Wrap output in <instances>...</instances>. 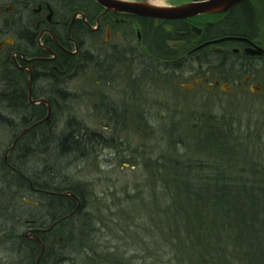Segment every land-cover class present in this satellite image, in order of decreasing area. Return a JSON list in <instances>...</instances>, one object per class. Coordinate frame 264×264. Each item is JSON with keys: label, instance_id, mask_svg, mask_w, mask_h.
Instances as JSON below:
<instances>
[{"label": "rangeland", "instance_id": "1", "mask_svg": "<svg viewBox=\"0 0 264 264\" xmlns=\"http://www.w3.org/2000/svg\"><path fill=\"white\" fill-rule=\"evenodd\" d=\"M13 2L14 0H0V9L3 11V8L13 5ZM22 7L29 14L28 17L24 16V24L32 23L33 27L35 18L34 9H31L33 5L29 6L28 3L26 7L23 5ZM36 7L34 5L35 9ZM9 17L8 13L0 17V27ZM15 29L18 32L22 29L19 22ZM124 29L126 28L123 27L122 30ZM103 40L108 44L103 45L101 42ZM120 41L118 35L107 33L106 29L102 31L101 40H95L93 43L95 45H92L96 47L93 53L99 60L108 61V64L104 65L103 69L97 68V65L92 68L93 62L90 61L84 63V68L79 69L77 73H69L66 80L72 76L73 78L68 82L65 80L64 83H59L58 86L66 96L56 99L57 104L50 112L53 120L52 136L56 139L66 121L74 119L100 134L98 146L94 150L90 149L84 158L73 155L61 156L57 149L50 148L48 152L25 156L23 162L30 168H44L42 170L49 173V176H44L45 180L54 183L58 188H63L64 184H71L70 186L77 184L79 193L86 196V207L82 209L86 215L81 216L82 221L92 217L96 219H93L96 240L92 239L90 243L95 249L96 244L103 239L104 246H108L107 249L117 252L113 257L120 258L123 263L129 260L134 264H160L166 261L175 264L176 253L185 258L192 256L191 244L184 242L185 236L179 241L178 237L181 235L179 234L176 240L180 243L177 244V251L163 248L161 254L160 245L164 235L167 236L162 227L171 226L172 219L171 216L162 213L166 210L163 205L165 202L161 198L157 202L154 201L152 191L159 189L156 183L150 184L153 180L147 179L148 168L145 167V162L169 152L174 153L177 148H183L179 144L174 145L172 138L178 134L186 135L190 131L194 114L202 116L208 113H211V116L227 114L233 118L231 111L237 110L240 112L236 117L242 116L244 122L248 117L249 122H252L248 124L249 130H246V126L243 130L249 134H257L258 123L264 120V96L258 94L254 97L249 90L245 93L240 92L237 84H231L233 90H227L229 93L212 89L209 85L202 86L200 82H196V77L188 68L182 70V77L177 78L175 75L165 77L163 69H168L169 66L148 57L144 42L143 46L137 45L136 49L129 53L125 42L120 44ZM122 46L126 50H123ZM112 49H118L117 53ZM134 54L138 57L131 59ZM112 61L117 65L114 66L116 71L108 70ZM142 70H145L146 74H141ZM157 70L162 73L156 72ZM121 72H126L130 78L120 80ZM235 72L233 69L205 72L203 78L208 81L220 78V81H223L225 79L222 77L231 76L233 80L237 77ZM48 79L33 82L35 94L45 97L49 95ZM0 113L10 117L13 122L18 120V117L1 103ZM237 120L239 125L241 120ZM201 121L202 119L198 117L197 122ZM14 136L12 130L7 131L0 125V164L1 161L3 163L7 161L2 160L4 155L6 158L8 155L5 154V148ZM260 139L263 140L264 137ZM183 152L180 151L179 155L180 159L184 160L189 153ZM51 168H56L59 172L50 174L53 172L49 171ZM6 174L8 173L4 172L3 175ZM3 183L0 181V201L8 208H12L13 204H16L14 199L16 190ZM30 206L32 210H36L33 208L36 206L31 204ZM165 217L168 218L167 222L164 220ZM23 221L24 224L22 223L20 227L12 211L0 209V223L6 222L14 226L19 224L20 231L24 235L30 234L32 238L31 234L36 230L29 228L28 220ZM103 226L107 228L103 229ZM110 228L111 231H108ZM50 229L52 228L46 229L42 234ZM161 230L164 233L162 236L158 233ZM64 231L58 234V240L61 242L65 239L67 229ZM30 237L26 238L31 239ZM172 246L175 247V242ZM59 251L64 255L68 253L75 255L68 246L61 247ZM18 259L17 253L11 248V242L0 237V262L16 264ZM69 259L64 264H76L79 260V264L83 263L80 257L75 259L76 261ZM231 259L232 257H228L226 260Z\"/></svg>", "mask_w": 264, "mask_h": 264}, {"label": "trees", "instance_id": "2", "mask_svg": "<svg viewBox=\"0 0 264 264\" xmlns=\"http://www.w3.org/2000/svg\"><path fill=\"white\" fill-rule=\"evenodd\" d=\"M170 39L172 37L169 34L162 37L150 34L143 39L146 55L158 62L174 64L178 56L167 52V49H171L166 45ZM28 40L36 49L35 39ZM82 55H85L82 58L86 59L84 62H90V56L85 50ZM202 60V56H194L195 64L191 71L196 78H203L204 73L197 67V63ZM163 70L165 77L171 75V70ZM18 77L19 79L13 78L2 69L1 78L4 83L0 90V103L5 102L4 108L18 117L13 122L10 117L0 113L2 128L12 130L13 136L15 135L7 145L16 139L26 123L28 126L41 120L45 111L43 104L32 105L26 99V86L22 85L25 74ZM231 113L233 118L227 114H194L190 131L186 135L178 134L172 138L174 145L179 144L183 148L145 162V167L148 168L147 179L153 180L150 184L156 183L159 189L152 191L154 201L161 198L166 209L162 212L163 215H169L172 219L171 226L162 227L167 236L164 235L160 245L161 254L163 248L177 251V244L180 245L176 241L179 234V241L185 236L184 242L191 244L192 256L185 258L176 253L175 264H264V139H260L264 137V120L258 123L257 132L260 134H249L243 127L246 126V130H249L248 124L252 122L249 119L244 122L239 116L236 117L235 112ZM198 117L202 119L201 122H197ZM237 119L241 120V127ZM48 123L49 120H45L36 129L43 128ZM65 130L67 133L59 135L54 142V148L61 156L84 158L90 150L87 148L88 141L96 140L100 143V134L81 121L68 119ZM34 132L35 128L20 137L7 156L6 162L16 172H9L4 163L0 164V169L5 170L0 172V181L16 190V204L8 208L0 201V209L12 211L20 227L23 220L40 223L43 229L56 220H62L45 234L38 235L40 242L34 238L27 239L20 231L19 224L14 226L6 222L0 223V237L11 242V248L19 258L16 264H35L41 244L45 249L38 264H64L69 258L75 260L78 257L83 260L82 264H134L129 260L123 263L120 258H114L117 252L107 249L103 239L96 244V249L90 244L92 239L96 240L97 235L93 228L95 218L82 221L81 216L86 215L82 211L86 207V196L79 193L77 184H64L63 188H58L54 183L45 180L42 170L44 168L26 166L23 162L25 157L18 154L15 147L22 140L31 142ZM37 142V137L32 140L34 144H38ZM180 151L189 153L184 160L180 159ZM4 172L8 174L3 175ZM40 184L43 189L56 193L33 200L29 193L32 187ZM25 199L36 202V207H33L36 210H32ZM164 220L167 222L168 218L165 217ZM65 229L66 240L61 242L58 234L64 233ZM158 233L161 236L164 234L162 230ZM174 242L175 247L172 246ZM63 246L71 248L75 255L60 253L59 249ZM228 257L232 259L226 260ZM79 263L80 260L76 261V264ZM167 263L170 264L169 261L160 264Z\"/></svg>", "mask_w": 264, "mask_h": 264}, {"label": "flooded vegetation", "instance_id": "3", "mask_svg": "<svg viewBox=\"0 0 264 264\" xmlns=\"http://www.w3.org/2000/svg\"><path fill=\"white\" fill-rule=\"evenodd\" d=\"M199 1L208 2L206 12L176 19L154 18L156 22H166L169 35L174 34V41L169 40L167 44L181 58L176 63L190 69L194 66V56L202 55L203 63H197L199 70L209 73L233 69L239 74V80L233 84H237L240 92L249 90L254 97L258 94L264 96V0H164L165 3L160 6L174 7ZM22 5L24 1L20 0L16 6L3 8V11L0 9V17L4 13L11 15L5 19L11 32L4 31L10 41L0 48V71L3 69L1 57L4 53L3 60L28 73L31 70L38 77L41 74L46 79L53 76L57 83L62 82L57 80L68 76L71 64L75 68L81 61L83 44L89 46L90 42L94 43L103 30L110 29V25L125 23L130 26L140 22L141 18H150L126 13H100L101 6L95 0H43L35 4L36 9L31 7L35 16L31 27L32 23L24 24L14 15L17 10H22ZM18 22L22 27L20 32L14 26ZM29 38L35 39L36 49L30 45ZM138 45L143 46L142 38ZM38 65L42 66L39 70ZM200 83L224 93L233 90L231 84L224 89V82L218 80L200 78ZM4 164L9 172L17 171L7 162ZM29 228L39 229L34 232L36 235L45 231L35 221ZM24 236L30 237V234Z\"/></svg>", "mask_w": 264, "mask_h": 264}, {"label": "bare ground", "instance_id": "4", "mask_svg": "<svg viewBox=\"0 0 264 264\" xmlns=\"http://www.w3.org/2000/svg\"><path fill=\"white\" fill-rule=\"evenodd\" d=\"M39 1L42 2L43 0H26V2L24 3V6L26 7V4L28 5V3H29V6H31V5L34 6ZM123 1H127V0H123ZM129 2L146 3V5H149L151 7H157V6H160L161 4L165 3L164 0H144V1H132V0H129ZM18 3H20V0H14L13 5H11V6H14V5L16 6V5H18ZM99 12L100 13H104V9H103L102 6L99 8ZM105 13L125 14V13H121V12H117V11H113V10H107ZM126 14H133V13H126ZM14 15H17V17L20 20H24L25 19L24 16L26 15L28 17L29 14L22 9V10H17ZM133 15L134 16L135 15L136 16H141V17H149V16H142V15H137V14H133ZM8 17H9V13H8ZM141 19L142 20L140 22H138V23H133V24L131 23V25H134V27L131 26V25L130 26L126 25L125 23H119V24L110 25V29H106V32L107 33L109 32V33H111L113 35H118L119 39L121 40L120 44L125 42L124 43L125 47L129 48V50H128L129 53H132L134 51V49H136V47L138 45V42L140 41L141 38L142 39H146L148 36H150V34L159 35L160 37H162L164 34H166V36H167V34H169L168 29L166 27V25H167L166 22H160V21L156 22L154 17H150L149 19L148 18H141ZM157 19H164V18H157ZM2 25L0 27V48H2L5 44H7L10 41L9 38L5 37L4 31L8 30L9 32H11L9 30L10 26H8L6 24L5 20L2 22ZM14 26L17 27L18 23L15 24ZM123 27H125L126 29L122 30ZM170 37H172V39H170V42L174 41L175 37H174L173 33H171ZM96 40L100 41L101 40V35H99ZM101 42H102L103 45L108 44V43H105V40H103ZM134 42H135V45H133ZM120 44H116V45L119 46ZM92 45H95V44L92 43V44H89V46L83 44L82 50L83 51L85 50L86 54L90 56V61L93 62L92 66H91L92 68L95 65H97V68L103 69V66L108 64V61L99 60L97 58V56H95V54L93 53L94 52L93 49H96V47L92 46ZM166 45H168V44L166 43ZM117 50L118 49H112L113 52H116ZM123 50H126V48L123 47ZM167 52H170V54L177 55L178 56L177 59H181L180 56L174 50L167 49ZM138 55L142 56L140 53H138ZM136 56H137V54H136ZM136 56H135V54L132 55L131 59H135V58L138 57V56L137 57ZM196 56L198 57V56H202V55H196ZM3 57H4V53L2 54V57H1L2 58V63H3L2 65H3V72L4 73H6V74L8 73L9 76H13V78H15V79L16 78L19 79L18 75H22L23 73L25 74V79L22 81V85L26 86V91H27L25 93L26 99L32 105L43 104L45 106V111L43 112V116H42L41 120H38V121L28 125V126L26 125L27 124L26 123L25 124L26 127L24 125V128H22L21 132H19L17 134V140L15 139L16 140L15 144H16V142L20 139V137H22L25 133H27L28 131H30V130L35 128V132H34L32 138L33 139L36 138V137L39 138V142H37L38 144L32 143L33 139L31 140V142L28 141V140H26V141L22 140V141H19V143H18L19 145H17L15 147V151L18 154H20V155H22L24 157L25 156L28 157V156H31V155H35L36 153H44L45 151L48 152V151H50V148H54V142L56 140V138L54 136H52L53 130L51 129V127H52L51 123H53V120H52V118L50 116L51 108L53 106H55V104H57V100L62 99V98H64L66 96L65 93L63 92V90L60 89L58 86H59V83H64L63 81L68 79V77L66 76L64 79L60 80L62 82L57 83L56 80L53 78V76H51L48 79V82H49V85H48V87H49V95L46 96V97L44 95L38 96L37 94H35V91L32 88V84H33V82H36V81H38L40 79L44 80L46 78L42 74L39 77H38V75H34L31 70H29V73L26 72V71H23L22 68H18L14 63H12V62H10L8 60H3ZM82 58H85V55H82ZM82 58H81V61L79 60L77 62L78 64L76 65L75 68H73V66H74L73 64H71L69 66V69L67 70V74H69V73L70 74L77 73L79 69L84 68V65H85L84 63H89V61L88 62H84L86 59H82ZM202 58H204V57L202 56ZM72 63H76V62H72ZM175 63L168 68L169 70H171L170 74L174 75L176 73L177 75H175V76H178V77L181 76L182 77V75H183V71L182 70H184L185 67L181 63H176V64ZM202 63L203 62L201 61L199 64H202ZM114 66L116 67L117 65H116V63L114 61H112V64L109 65L108 70L116 71ZM41 67H42L41 65H38V69L37 70H39ZM46 68L47 67H44L43 69H46ZM177 69H179L180 71H178ZM192 69H194V67L190 68L189 70L191 71ZM158 70L156 72H159L161 74V71H158ZM101 71H103V70H101ZM199 71L203 72L201 70H199ZM199 71H197V72H199ZM1 73H2V70L0 71V90H2L3 83H4L2 81V78H1ZM125 73L126 72L121 74L120 78H122V79H120V80L123 81L125 79H129L130 78V75L125 74ZM140 73L141 74H146L145 70H142ZM203 73H205V72H203ZM237 75H239V74L237 73ZM71 78H73V76ZM222 79H224V78L222 77ZM69 80H66V82H68ZM215 80H217V79H215ZM238 80H239L238 77H236L233 80L227 78L226 80H223V81H220V78H218V81L224 82V83H222L223 84L222 87L224 89H226V86L228 84H233V83H235V81H238ZM57 81H59V80H57ZM1 104L6 106V103L3 102V101H2ZM238 110H240V109H238ZM231 112H235L238 115L240 111L233 110ZM239 118L242 119V116H239ZM247 119H248V117H247ZM45 120L46 121L49 120V123L46 124V126L43 127V128L36 129L37 127L40 126L39 124H41ZM37 125H39V126H37ZM64 132L67 133V131L65 130V126L63 127V129L61 130L59 135H62ZM50 133H51V135H50ZM14 146H12L11 144L7 145L8 148L11 147L10 151L14 148ZM97 146H98V143H97L96 140L88 141V147L87 148L94 150ZM87 148H85V149H87ZM40 151H42V152H40ZM4 159H7L5 155L3 156L2 160H4ZM1 164H3L2 161H1ZM47 167L48 166H46V168ZM1 171H5V170L4 169L3 170L0 169V172ZM49 171H53V172H56V173L59 172V170L56 169V168H54V169L51 168V169H49ZM43 174L45 176H49L48 172L43 171ZM23 176L26 178V175H23ZM49 193H56V192L47 191V190L43 189V185L40 184L37 187H32V189H31V191L29 193V196H30V198H33V199L37 200V199H40L41 196L42 197L46 196ZM30 222H33V221L31 220ZM43 253H44V250L42 251V247H41L40 252H39V256H40V254H41V256H40V258L38 257L36 259L35 264L39 263Z\"/></svg>", "mask_w": 264, "mask_h": 264}, {"label": "water", "instance_id": "5", "mask_svg": "<svg viewBox=\"0 0 264 264\" xmlns=\"http://www.w3.org/2000/svg\"><path fill=\"white\" fill-rule=\"evenodd\" d=\"M95 1L99 3L105 9V11L113 10L121 13H133L142 16L164 18V19H176V18L195 16L206 12L209 7L208 2L205 1L185 3L174 7H162V6L151 7L149 5H146V3H134L123 0H95ZM199 81L200 80H196V82ZM16 140L12 142L11 144L12 146L15 145ZM10 149L11 147L7 148L6 153L10 151ZM59 221L61 220L59 219L55 221L52 224V226L57 224ZM42 251H43V246H42ZM40 256L38 257L40 258Z\"/></svg>", "mask_w": 264, "mask_h": 264}]
</instances>
